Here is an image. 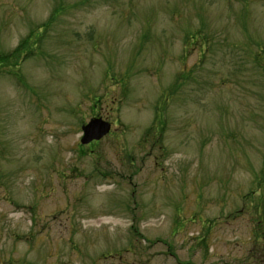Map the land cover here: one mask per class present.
<instances>
[{
    "label": "rangeland",
    "instance_id": "obj_1",
    "mask_svg": "<svg viewBox=\"0 0 264 264\" xmlns=\"http://www.w3.org/2000/svg\"><path fill=\"white\" fill-rule=\"evenodd\" d=\"M0 264H264V0H0Z\"/></svg>",
    "mask_w": 264,
    "mask_h": 264
},
{
    "label": "water",
    "instance_id": "obj_2",
    "mask_svg": "<svg viewBox=\"0 0 264 264\" xmlns=\"http://www.w3.org/2000/svg\"><path fill=\"white\" fill-rule=\"evenodd\" d=\"M111 130V123L102 117L92 118L87 124L82 126V144H88L93 140H100Z\"/></svg>",
    "mask_w": 264,
    "mask_h": 264
},
{
    "label": "trees",
    "instance_id": "obj_3",
    "mask_svg": "<svg viewBox=\"0 0 264 264\" xmlns=\"http://www.w3.org/2000/svg\"><path fill=\"white\" fill-rule=\"evenodd\" d=\"M20 48H21V47H20ZM18 50H19V49H18ZM18 50H17V51H18Z\"/></svg>",
    "mask_w": 264,
    "mask_h": 264
}]
</instances>
